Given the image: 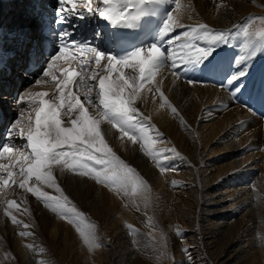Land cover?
<instances>
[{
  "label": "snow or ice",
  "instance_id": "obj_1",
  "mask_svg": "<svg viewBox=\"0 0 264 264\" xmlns=\"http://www.w3.org/2000/svg\"><path fill=\"white\" fill-rule=\"evenodd\" d=\"M159 0H101V4L92 7V0H58L57 24L67 22V17L76 16L83 19L85 15H98L113 26L135 28L140 18L146 14V5L158 3ZM176 8L167 13L162 26L159 29L158 41L168 39L169 45L176 43L177 47L172 52L171 68L176 75L177 65L192 66L202 64L207 60L218 45L229 43L230 32L218 31L210 28L205 23L190 27L181 35L171 34L177 28L186 27L181 22L182 12L180 0H173ZM264 24V17L257 18ZM245 37L243 48L248 56L256 54V47L264 48V30L250 32L248 27L242 29ZM71 33L61 31L58 33L60 44L58 50L52 54L46 67L41 66L37 71L42 72V78L55 85L56 91L32 93L31 90L24 92L19 98L21 105L28 106V115L22 111L20 118L11 124L9 139L21 137L26 144L18 149L15 144H5L0 148V161L8 159L9 163L0 162V190L16 183L13 169L18 167V173L23 179L19 183L21 189L31 193L38 201L42 202L46 209L65 219L69 224L75 226L76 231L82 238V242L89 251L100 247L98 238L94 232H85L79 227L80 217L83 216L71 203L69 197L64 194L61 185L57 183L52 174L53 165H63L70 173L82 177L94 179L96 183L108 187L110 190L128 194L131 186L133 194L146 185V181L137 172V169L122 160L109 146L102 130L103 124L117 128L123 136L134 143L141 140L142 151L145 155L156 160L157 167L161 172L166 171L164 163L158 159L150 145L156 143L155 139L147 136L144 132L147 117L136 107L141 90L145 84L151 85L160 70L169 64L159 43H152L146 47H138L134 51L122 56H115L99 51L89 43H78L69 39ZM257 38L253 42L252 37ZM203 41V46L198 43ZM246 57H240L244 61ZM102 60H106L104 71L108 75H101L98 84L90 81L95 80L98 73L93 72L90 77H85L90 65L94 62L99 66ZM75 64L76 67L60 68L58 62ZM128 70V71H125ZM112 73H116L115 79ZM247 75L246 71L233 74L227 80V88L233 96L240 89H232L231 86L240 77ZM195 81H189L194 83ZM41 83V79L35 81ZM84 87V100L73 93L72 86ZM98 89L93 96V89ZM152 91L151 86L148 89ZM159 93L162 107H168L174 115H178L177 109L170 104L167 97L159 87L155 89ZM49 95L52 99H45ZM85 104L99 109V118L89 113ZM68 117L69 127L62 126L61 113ZM78 113L72 118V113ZM34 113V119L32 116ZM22 122H24L22 124ZM158 131V130H156ZM162 138V134H160ZM20 153L13 160L12 153ZM30 150V151H26ZM173 152L179 156V152L173 148ZM31 160L29 166L22 164ZM35 178L39 185L54 189L60 196L52 195L39 186H30L29 181ZM16 202L9 201L8 207L12 208ZM18 207V206H17ZM5 215L10 217L14 225L20 224L16 216L6 211ZM28 228V225H24ZM131 229L132 226L128 225ZM31 232L21 231L20 236L26 237ZM179 235V233H177ZM31 249L33 245H26ZM42 251V249H41ZM185 251H187L185 249ZM43 264V262H40Z\"/></svg>",
  "mask_w": 264,
  "mask_h": 264
},
{
  "label": "rangeland",
  "instance_id": "obj_2",
  "mask_svg": "<svg viewBox=\"0 0 264 264\" xmlns=\"http://www.w3.org/2000/svg\"><path fill=\"white\" fill-rule=\"evenodd\" d=\"M240 3L243 4L238 5ZM242 8L248 9L247 12L241 10ZM222 14L223 15L220 17V20L225 18L226 20H230V18L236 15L237 19L235 22L239 25L237 28L238 35H243L242 29L245 26H247L249 31L253 33L264 30V24H262L260 20L257 19L259 17H264V0H241V2H238V0H227L226 6L222 9ZM242 18L245 19L242 20ZM233 23L234 21L230 22L231 25L229 22H225L224 25H216L212 23H207V25H209L212 29L216 28L215 30H222L225 32L229 28L228 30L232 32L234 31L235 26V23ZM195 26L196 24H191V27ZM185 30L188 29L184 28V30L179 35H181ZM237 34L235 37L237 39L238 46L235 50L231 51L232 53L237 54L234 55V58L236 56V60L232 64V75L240 72L238 69L235 71L234 69L235 64L238 63L237 60L242 56L246 57V59L242 62L239 61L240 63L237 65V67L246 71V73L256 74L259 70V67L257 68V66H264L261 62L257 63V60H253L255 55H247V52L243 48L245 37H239ZM240 38L241 44L239 43ZM252 40H256V37L253 36ZM199 43L203 46V41H200ZM186 68L187 67H184L181 71L184 72ZM98 71H100L98 70V67L91 69L90 76L93 72L98 73ZM199 73L200 71H198V74ZM249 74L245 75V78L250 77L248 76ZM242 77L238 79L239 82L237 86H241L246 80L243 79L242 81ZM190 79L188 80L195 81L192 78ZM251 79L252 78H250V80ZM195 83L199 82L195 81ZM256 83H258V80ZM29 88L31 87H28V89ZM231 88L235 89V87ZM94 89L92 94L95 95ZM222 89L227 93V95H229L230 100L233 103H236L235 95L233 96L232 92L229 89L227 90V88ZM82 91L84 92L85 88H82ZM49 97H51V95H49ZM219 104L223 105V101L215 100L214 102L203 104L201 109L204 110V112H208L207 109L210 108L211 110H215ZM90 109L93 110L92 113L99 114L98 108L93 106L91 107L89 105L88 110ZM21 111H24L25 116H27L28 106ZM61 115L63 121L62 126L69 127V120L68 117L64 115V110H62ZM32 116L34 118V113H32ZM203 117L204 116H201L194 121L195 127H193L192 130H188L186 125H181V127L179 126L177 129L173 128L175 131L174 136L180 140L181 147L190 146L187 153L191 152L192 155L188 158L185 157L187 159V162L185 163H188L189 158H191V163H193L195 166V170L198 169L197 175L199 173L198 176L200 178L198 183L191 182L193 181L192 179H194V176H196L194 175L195 173H193L194 176H192V179L190 177L186 179L184 178L185 182H183V184L178 182L181 186L165 182L167 187L164 186L162 188L164 190L160 191V196L163 197L165 194L163 199L162 197L157 198V196L154 194V198H151L152 196L150 195H152V192L150 195H148V186L146 188L143 186L140 189H137L135 194L137 192L140 193L139 190L141 191L144 188L143 192H141L142 198L138 197V193L136 195L134 194L136 197H138L137 199H139L141 203L139 204L138 202V205L134 206L133 202L129 208V211L137 216L142 215L143 222L132 223L130 220H127L125 216H122L118 212H114L115 216H113L114 214H111L108 209H101L99 204L94 206V210L92 211L90 208V200L96 199V196H100L103 193H108L110 189L102 184L96 183L94 179L78 175V177L73 178L76 179V183L73 186H70L69 188L61 186V188L63 189L64 194L69 197L71 202L69 207L74 206L79 212L83 213V216L80 217L79 227L85 232H94L98 238V243L101 246L89 251L88 247L83 244L82 238L76 231L74 225H71L69 230L71 231L70 235H61L64 237L66 236L67 238L65 237V239L64 237L60 238L58 234L52 235L48 231L44 236L41 235L40 231L37 229H31L32 234H40L41 237H43V239L38 238V246L40 244L41 247H39L42 249V251L39 250L37 252V256L40 254L41 259H39L37 263L32 264H40V262H43V264H134V261L138 258L139 260L144 261L146 264H156L157 262L159 264H167L170 260H172V264H242V262L239 263V259L243 261L247 260V262L251 263L252 257H255V259L257 257L258 259L254 260V264H264V253L263 256L260 253V248H264L261 247L264 245V195L262 192H259L261 189L259 185H262L261 183L264 179V170L260 165V163L263 162V156L260 153L262 150L263 141L260 142L259 145L254 146V149L248 147L249 145H245L244 148H239V146L234 148L233 144L237 139L235 138L236 133H228V131H225V129H218L214 131L212 138L215 140L207 141L205 139V134L210 129V125L207 124L212 120L208 119L207 117ZM16 119H13V121ZM148 122L149 119L145 121V124H150L152 126L154 121ZM23 123L24 122H22V124ZM146 129L149 131L148 134ZM144 132L147 134V136L151 135V133H154L147 126L145 127ZM198 133L201 134L202 142H199L200 139L195 137ZM225 134L229 136L227 137L229 140L223 139L227 136H225ZM260 137H262L264 140V133H262ZM21 140H23V138ZM21 140H19V142ZM229 141L231 143H229ZM139 142L137 143L139 144ZM228 143L229 145L232 144L230 148L233 147V150L229 148L227 151L224 150V147ZM23 144H26V140ZM109 146L114 148L113 145L109 144ZM193 151H195L194 154ZM250 152H257L256 156L254 157L255 160L253 161L251 160L252 156L249 157L248 155ZM16 154L17 152L14 151L12 153V157L16 156ZM119 157L122 158V160L125 159L121 156ZM176 158L178 161H183L185 159L182 154L181 158H179V156ZM231 160H235V162L238 163V167H240L239 171L243 170V174L238 173L236 174V179L232 178V180L227 181L225 177V171L223 170V173L218 172L221 171L222 164L226 165V168L224 165L222 166L225 168V170H228L229 167H227V164H229ZM124 161H127L126 163L132 166V162H128L126 159ZM169 161L167 162V158L162 161L164 166L166 165L165 169L170 168L172 161ZM28 162L32 163L31 160ZM151 164L152 163H149L148 166L145 165L144 168L140 169H137L136 166L134 167L137 169L138 174L142 176L145 181L147 180V183L148 178L145 177L147 172L145 169L150 168ZM183 164L184 163L180 164L179 169H182ZM18 167L19 166H17V169H13V171L16 172V175L14 176L16 182L19 179L17 176ZM246 172H248V174L245 177L244 175H246ZM52 174L56 179L58 172L53 170ZM147 183L146 185H148ZM30 184H35V178L29 181V185ZM14 185L15 183H10L9 187H5L0 190V207L2 206L4 200L7 201L12 191L15 193ZM36 186H39V184L35 185L34 187ZM129 188L131 190H129L130 192H128V195L125 196L131 198L134 195L131 186H129ZM146 189L147 192L145 191ZM168 189H170V191ZM154 191L155 189L153 190V193H155ZM50 193L56 196L61 195L60 193L55 192L54 189L53 191H50ZM143 194L145 196H143ZM18 197V202L15 201L16 205L13 206L16 208L14 210L12 209L13 214L17 215L21 219V223L24 222L30 226L34 225L35 221H32L34 220V217H30V212L26 207L27 204H24V208L20 209L24 198L20 199ZM172 198H174L175 201L172 200ZM209 198L216 202L211 204V201L208 200ZM142 201H150V204H146V202H144V204ZM153 201L156 204H154ZM152 203L154 205H152ZM157 203L160 204V209L162 211L159 210ZM19 204L20 206L17 207ZM38 204H41L40 207L43 210H47L42 202L38 201ZM162 205L168 206L165 208V206ZM138 207H141L142 209ZM163 207L165 208L166 212L168 211V213H171L169 218H166V216L161 217L164 212ZM155 208L157 209L155 210ZM215 210L218 212H212ZM54 214L59 216L56 213ZM238 224L245 225H242L244 227L238 231ZM128 225H131L132 228L130 229ZM212 226H214L215 230L218 232L215 237L208 238L206 236V232L212 228ZM175 229H177V231ZM231 230L235 231L234 235L232 236L229 234ZM177 233H179V235H177ZM32 234L28 236H32ZM227 237L232 239L231 246L224 248V238ZM172 241H174L173 245ZM249 242L255 243L253 244L254 246H248ZM4 244H6V240L3 235L2 237L0 236V264H29V260L26 255L23 253L17 254L16 249L7 248L4 246ZM185 249L187 251H185ZM217 251H220L218 253L219 256H215Z\"/></svg>",
  "mask_w": 264,
  "mask_h": 264
},
{
  "label": "bare ground",
  "instance_id": "obj_3",
  "mask_svg": "<svg viewBox=\"0 0 264 264\" xmlns=\"http://www.w3.org/2000/svg\"><path fill=\"white\" fill-rule=\"evenodd\" d=\"M238 2H241V0H238ZM172 3H173V1H172ZM226 3H227V0H180V4H181V10L180 11L183 13L181 16V22L186 26L184 28H186V29L190 28L191 24H196V26L200 23H205V24L212 23V24H216V25H224L225 22H227V23L229 22V24H230L231 21H234L235 24L234 23L233 24L235 25V27L237 29L239 25L235 22V20L237 19L236 15L234 17L230 18V20H226V18L223 20L222 19L220 20V17L223 15L222 9L226 6ZM235 4H236V2H235ZM241 4H243V3H240L238 5H241ZM175 8H176V5L174 4L173 7L171 8V11H170V12H173V15H176V12L174 11ZM241 10L247 12L248 9L242 8ZM28 11L29 10H27V7H25L24 0H10L9 2L2 3V5L0 3V26H3L4 29H7L10 25L16 26L17 28H21L23 26V28H24L23 29L24 33L22 32L24 34L23 39L25 40V38L34 37L35 29L33 28V22L28 20V19H30V16H28V14H27ZM243 19H245V18H242V20ZM184 28H177L175 30V32H173L171 34V38L174 40V37L179 35L184 30ZM1 35L2 34L0 33V36ZM237 36L243 37V35H238V34H237ZM22 43H23V41H22ZM239 43L241 44V38L239 40ZM167 44H168V51H167L168 55L167 56L169 57V64L160 70V72L158 73V75L156 77V80L153 81L151 85L145 84L144 89H142L141 93H140L141 98L136 101V107L143 114V116H145L149 119V122L154 121L152 127L149 128L154 133L153 134L151 133V135H149V137H151L153 139L155 136L154 139L156 140V143L154 144L155 146H153V145H150V146H152V148H153L158 159H161L162 161H164V159L167 158V162L169 160H170L169 162L172 161L170 168L166 169V171H164V172L160 171V169L157 167L156 160L145 155L144 152L142 151V143H144V141H140L139 144L137 142L134 143L132 141H131L132 142L131 143V142H129L127 137L121 136L122 133L117 128H113L106 123L102 125V130L105 133L106 141L108 142V144L113 145L114 148H112V149L118 156L125 158L126 160H128V162H132L131 163L132 166L133 167L136 166L137 169L144 168L145 165L148 166L149 163H152L150 165V168L145 169L147 171L145 177L148 178V183H147L148 185H145L144 188H146L148 186L147 188H148L149 194L146 193L147 189L145 190L146 192H144V193L150 195V193L152 192V195H150V196H152L151 198H154L153 194L156 195L157 198L162 197V196H160L161 195L160 191L164 190L162 188L164 186H166L165 182L171 183L173 185L181 186L179 183L183 184V182H185L184 178L186 179V178L190 177L192 179V176H194V175H196V176H194V179H192L193 181H191V182L198 183V181L200 179L198 176L199 173L197 175L198 169L195 170V168H194L195 166L193 165V163H191V158H189L188 163H185V162H187L186 158H188L189 156L192 155L191 152L187 153L190 146L181 147L180 140H178L174 136L175 131L173 128L177 129V128H179V126L181 127V125H186L188 127V130H192L193 127H195L194 121L197 118H200L201 116H204L203 118L207 117L208 119L212 120V121H209L207 124V125H210V129L205 134V139L207 141L215 140L214 138H212V136L214 134V131H216L218 129H225V131H228V133H232V132L236 133L235 138H237V139L234 141V144H233L234 148L237 146H239V148H241V147L244 148L245 145H249L248 147L253 148L254 146L259 145L260 142L263 141L262 142V150L260 151V153L263 156V160H262L263 162L260 161L261 162L260 165H261L262 169L264 170V140L262 139V137H260L261 134L264 133L263 132L264 131V118L260 117V116L258 117L257 115H255L253 113L252 110L249 111L248 109H246L245 106L242 107L241 105H238L237 103H233L230 100L229 95H227V93L222 89L223 87H221V86H213L211 84L202 83V82H200V83H195V82L189 83L188 79H187L188 81H186L185 80L186 77H188L190 75L191 76L197 75L198 71H200V69H197L193 65L192 66H181L178 64L177 69H176L177 74L174 75L170 64H171V59L173 58L172 52L177 47V45H176V43L169 45L168 41H167ZM20 46H21V48L16 47V49H15L16 56L11 59V61H10L11 63H9V61H8L7 65H5L8 73L5 70L0 69V103L2 104L0 106V107H2L0 109L2 119L0 117V120L3 123L2 126H4V122L7 121V118L5 117V115H7L6 109H9V108L12 109V110H10L12 112V114H13V110H15L14 107L12 108V105L14 102L11 101L10 96L12 94V91H14V89L16 88L17 82L21 77L22 69L19 70V68H20L19 66H20V62L23 60V58H22V44ZM239 61H240V58L237 60L238 63L235 64L234 71L236 69H238L240 72L244 71V70L237 67V65H239V63H240ZM262 65L264 66V62L262 63ZM184 67H187V68L185 69L184 72H182L181 70ZM258 67H260V66H257V68ZM93 68H97V67L90 68L88 70V72L85 73L86 78L90 77V70ZM260 68H264V67H260ZM125 71H128V70H125ZM98 73H99V75L97 74L98 77L95 80H92L91 83L98 84V80H99V77L101 75H108V73L106 71H98ZM247 74H249V73H247ZM116 75H117L116 73H112V78L115 79ZM15 78H17V79H15ZM260 79L264 80V72L260 75ZM235 82L238 83L239 81L237 80ZM247 82L254 83L255 80L254 79L245 80L243 82V84H245ZM243 84L241 86H243ZM150 86L152 88V91L148 90ZM28 87H31V88L28 89ZM157 87H159L160 90L164 93V95L167 97L170 104L177 109L178 115H174L168 107H162L161 106L162 102L159 99V93H157L155 91V89ZM80 88H81V90H80ZM82 88L84 89V87H82V86L77 88L75 85H73L71 90L73 91V93L75 95L79 96V94L76 92V89H77V91L80 94L83 93L82 95L84 96L85 91L83 92ZM28 90H31L32 93H39V92L43 91V92H48L49 94L56 91L55 85H48L47 82H45V80L41 81L40 84L27 86V88L24 89V91L22 92L21 95H23L24 92H26ZM97 90L98 89L95 88L94 92L96 93ZM7 92H8V94H7ZM45 99H50V97L49 96L45 97ZM215 100L223 101V105H220V104L217 105L215 110H211L209 108V109H207L208 112H204V110L201 109L203 104L211 103V102H214ZM24 107L27 108V105ZM88 111L91 115L99 118V114L98 113H95V114L92 113V111H93L92 109H90ZM21 112L22 111H20V113ZM76 115H78V113L74 112L71 114L72 118H75ZM69 124H70V122H69ZM153 129H154V131H153ZM156 130H158V131H156ZM148 133H149V131L147 132V134ZM160 134H163L162 138L160 137ZM226 135L227 134H225V136ZM195 137L197 139L201 140V134L200 133L196 134ZM227 137H229V136L227 135L225 138H223V136H222L223 139H228ZM16 138H21V137H16ZM13 140H16V139H12V142H13ZM200 140H199V142H202V140L201 141ZM229 143H231V142L229 141ZM229 143L224 147V150L227 151L228 148L231 150L234 149L233 147L230 148L232 146V144L229 145ZM173 148L176 150V152H179V154H180L179 158H181V154L183 155L184 158L185 157L186 158L183 161H178V159L176 158L178 156L176 155L175 152L172 151ZM231 150H229V151H231ZM194 153H195V151H193V154ZM256 154H257V152H252V153L250 152L248 155H249V157H251V156L253 157V159L251 157V160L253 161V160H255L254 157L256 156ZM18 156H20V153L17 152L16 156L13 157V160H15ZM151 160H153V161H151ZM0 162L9 163V160L7 159L6 161H0ZM181 163H184V164H183L182 169H179ZM29 164H31V162L27 161V162H24L22 164V166L27 167V166H29ZM222 165H224V164H222ZM222 165H221V171H219L218 173H223L222 171L224 170L225 171V177H226L227 181L232 180V178L236 179L237 178L236 174H238V173L243 174V170L239 171L240 167H238V163H236L235 160H231V162L229 164H227V167H229L228 170H225L226 165H224L225 168ZM185 168H188V169H185ZM51 170H52V172H53V170L55 172H58L56 179H57V182L60 183V185L62 187L69 188L70 186H73L76 183V179H73V178L78 177V175L70 173L63 165L53 166ZM193 173H195V174L193 175ZM247 174H248V172H246V175H244V176L246 177ZM17 176L19 179L18 180L16 179L17 182L14 185L15 193L12 191L9 198L7 199V201L4 200V202L2 203V206L0 207V236L2 237L4 235V238L6 240V244H4L5 247L16 249L17 254L23 253L24 255H26L28 257L29 264H32V263H37V261L39 259H41L40 254H38V256H37V252L39 250H41L40 244H39L40 247L38 246V243H39L38 238L43 239V237H41V235L45 236L47 231L49 233H51L52 235L58 234L60 236V238L64 237V236H61L63 234H69L70 235L71 231H69V230H70L72 224H69L65 219H62L60 216H56L50 209L43 210L40 207L41 204H38V201L35 199V197L31 193H28V192H26V190L21 189L19 187V183L23 179V177L20 176L19 173ZM214 178H217V177H214ZM261 184H262L261 186L259 185V187L261 188L259 192L260 193L262 192V194L264 195V179H263ZM12 185H11V187H12ZM35 185H38V182L36 180H35V184H32V185L30 184V186H35ZM39 186L42 187L43 190L48 191L49 193H50V191H53V189H49L46 186H42V185H39ZM166 187H165V189H166ZM144 188H143V190H144ZM151 188H152V191H151ZM154 189H155V191H154L155 193H153ZM170 189H172V188H170ZM170 189H168V190L170 191ZM129 190H131V189L129 188L128 192H130ZM143 190H141V191L139 190L140 193L137 192L139 198H142L141 192H143ZM180 191H178V192H180ZM176 193H177V191H176ZM135 195L132 196L131 198H128L127 196L124 195V193H122V191L117 192V191L110 190L108 193H103L100 196L99 195L96 196V199L90 200V202H91L90 208L93 211L94 206L99 204L101 209H103V208L108 209L111 214H114V212L115 213L118 212L122 216H125V218H127V220H130L132 223L133 222H137V223L141 222L142 223L143 222L142 215L137 216V215H135L129 211V208L133 202H134L133 203L134 206L138 205V202H139V204L141 203V201L139 199H137L138 197H136ZM148 195H147V197H148ZM18 196H20V197H18ZM143 196H145V195L143 194ZM164 196H165V194L163 195V197ZM17 197L20 199L24 198L22 201V203H23L22 206H20V204H19L18 207L20 206L21 207L20 209H22V208H24V204H27L26 207L28 208V210L30 212V215H31L30 217H34V220H32V221H35L34 225L30 226L27 223L23 222V223H20V224H17L14 226L13 223L11 222L10 217L5 215V212L9 211V212H11L12 215L16 216L18 221L21 222V219L17 215L13 214L12 209L14 210L16 207H12V208L8 207L9 201L14 200V201L18 202ZM163 197H162V199H163ZM157 198H155V199H157ZM174 198H172V200H174ZM208 200L211 201V204L216 202L210 198ZM146 201H144V202H146ZM150 201L146 202V204H148V203L150 204ZM154 204H156V203L154 202ZM154 204L152 203V205H154ZM157 205L159 206V210H161L160 204L157 203ZM158 206H157V208H158ZM162 206H165V205H162ZM167 206L168 205H166L165 208ZM138 208L142 209L141 207H138ZM157 208H155V210ZM165 208L163 207L164 212H163V215H161V217L166 216V218L167 217L169 218L171 213H168V211L166 212ZM212 212L216 213L218 211L215 210ZM113 216H115V214ZM149 216H150V214H149ZM24 225H28L29 227L25 228ZM242 225H245V224H238V231H239V229L244 227ZM31 229L32 230L37 229L38 231H40L41 235L35 234V233H33L32 236H26V237H22L19 235V233L21 231L31 232ZM173 230H174V228H173ZM175 230L177 231V229H175ZM217 232L218 231L215 230L214 226H212V228H210L206 232L207 233L206 236L208 238H211V237L213 238L216 236ZM234 233H235V231L231 230L229 234H231V236H232V235H234ZM65 237H64V239H65ZM214 239H216V238H214ZM224 239H225V241L223 242L224 243L223 247L224 248L230 247L232 239H230L228 237L224 238ZM28 244L33 245V247L31 249L27 248L26 245H28ZM173 244H174V241H172V245ZM253 244H255V243L249 242L248 246L252 247V246H254ZM261 247H264V245ZM169 249H171V248H169ZM219 252L220 251H217L215 253V256H219V254H218ZM260 253L263 256L264 248L263 249L260 248ZM261 254H260V256H261ZM256 259H257V257H256ZM256 259H255V257H252L251 263L247 262V260L243 261V260L239 259V263L242 262V264H254V260H256ZM25 260H26V257H25ZM134 262H135L134 264H146L144 261L139 260V258L137 260H135ZM171 262H172V260H170L169 263H167V264H172ZM151 264H153V263H151ZM156 264H159V263L157 262Z\"/></svg>",
  "mask_w": 264,
  "mask_h": 264
}]
</instances>
